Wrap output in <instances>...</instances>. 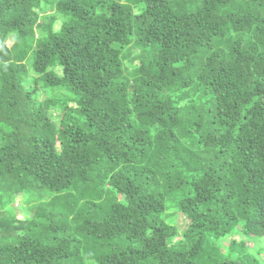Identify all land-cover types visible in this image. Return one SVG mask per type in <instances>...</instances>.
<instances>
[{
    "label": "trees",
    "instance_id": "1",
    "mask_svg": "<svg viewBox=\"0 0 264 264\" xmlns=\"http://www.w3.org/2000/svg\"><path fill=\"white\" fill-rule=\"evenodd\" d=\"M238 233L264 237V0H0V264H257Z\"/></svg>",
    "mask_w": 264,
    "mask_h": 264
},
{
    "label": "rangeland",
    "instance_id": "2",
    "mask_svg": "<svg viewBox=\"0 0 264 264\" xmlns=\"http://www.w3.org/2000/svg\"><path fill=\"white\" fill-rule=\"evenodd\" d=\"M62 28V24L60 21L58 20H55V21H52L49 23V29L53 32H59ZM11 41L10 38H7L6 39V44L10 45L11 44ZM44 78L47 80V81H50L51 80V76L50 75H44ZM40 100H44L47 96L50 95V93L48 92V89L45 88V87H41L40 88ZM26 193H21L17 198H16V201H15V207L16 209L18 210L19 208V205L22 204L21 202L26 198ZM174 210V209H173ZM170 214L173 218V220L175 221V224L180 228V229H183L186 224L188 223V220H186L183 215H181L180 213H177L176 212V215L174 214V211H170ZM17 215L19 218H22L23 217V212L21 211H17ZM234 238L235 240L237 241H244L245 244L247 245L248 248H250V251H252L255 256L257 257V264H264V237L263 239H251L247 236H245L244 234L242 233H238L236 235H232V236H224L221 238L222 241L221 242V247H222V250H224L230 239ZM181 239V236H177L176 238L173 239V244H177L178 241ZM258 248L259 251H257L255 253V251H253V249H256Z\"/></svg>",
    "mask_w": 264,
    "mask_h": 264
}]
</instances>
